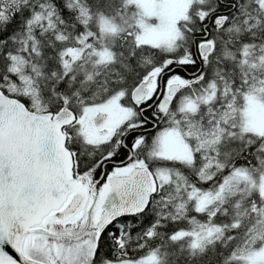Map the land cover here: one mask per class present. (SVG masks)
Masks as SVG:
<instances>
[{"label": "snow or ice", "instance_id": "6c2138e0", "mask_svg": "<svg viewBox=\"0 0 264 264\" xmlns=\"http://www.w3.org/2000/svg\"><path fill=\"white\" fill-rule=\"evenodd\" d=\"M0 264H264V0H0Z\"/></svg>", "mask_w": 264, "mask_h": 264}]
</instances>
